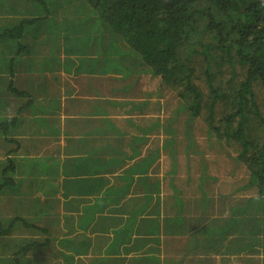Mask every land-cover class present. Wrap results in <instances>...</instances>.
<instances>
[{"label": "trees", "instance_id": "16d2710c", "mask_svg": "<svg viewBox=\"0 0 264 264\" xmlns=\"http://www.w3.org/2000/svg\"><path fill=\"white\" fill-rule=\"evenodd\" d=\"M57 10H61V15ZM60 22L62 25L58 26ZM60 28L66 29L65 35L59 36ZM30 33L35 38H40L38 40L40 45L46 46L50 41L51 46V41L57 42L53 46L57 52L54 54L56 57L52 58V53L50 55V74L47 77L51 80L44 83V86L53 85L58 91L65 81L68 83L69 80L62 69L69 70L68 67L75 63L73 59L78 60V56L72 57V54H77L78 49L81 50L78 46L80 43H89L92 50L100 51L102 48L109 54L112 49H116L122 58L137 55L149 65L153 74L161 75L162 83L170 85L172 79L177 78L175 80L183 85L179 96L186 99L187 103L182 101L171 119L162 124V129L166 133L174 131L172 126L174 122L179 123L180 110H188L190 120L192 115H197L202 108L203 93L199 85L192 80V76H195L203 79L208 89L206 117L208 128L218 136L225 135L239 142L240 149L233 157V164L244 163L247 180L245 186L237 189L250 188L254 194L236 197L237 199L229 198V203H226L222 199L225 196L220 193L221 197L217 201L221 203L222 211L227 210L230 214L223 219L222 224L197 227L198 224L189 225V221L183 217L180 219L178 216H173L168 220L164 219V225L158 223L157 226L155 222L157 217L153 218L154 221L150 223L151 227L148 229L153 236L135 243L146 245L147 240L154 242L145 249L146 253L140 258V264H184L185 262L191 264L192 261H187L188 254H193L194 259V256L200 252L205 254V258L193 260V264H216L211 253L220 254V264H234L229 259L230 255H226L234 249L241 251L260 246L264 250V111L256 104L257 95L264 93V0H0V99L4 98L0 103V149L4 156L0 158V195L15 189V196L10 201L17 208V215L10 221L0 219V234L10 232L13 225L38 227L46 234L45 241L52 242L58 234L55 227L61 221V218L55 214H60L59 207L62 201L55 195L59 190L57 186L61 184L62 193L64 192L63 195L66 196L68 186L78 179L64 177L60 183H54V176L58 174V164L48 155L49 151L42 153L39 160L30 159L27 166L21 164L20 161L27 157L20 156V153L16 156L14 153L25 140L8 137L9 127L13 128L15 124L16 127L17 125L22 127L27 134L33 135V129L38 123L33 114L36 110L40 113L48 112L57 96L51 93L48 106H37L33 104L32 96L28 93L32 86L21 83L24 64H29L27 56L22 57L23 52L30 47L24 37ZM119 39L125 42L128 50L119 48L117 44ZM3 42L10 43L7 44L8 48L12 45L16 47L13 55L10 53L7 56L2 55L5 50L1 46ZM94 55L95 53L92 58L91 54L87 57L88 60L91 58V70L93 66L95 69L99 67ZM197 56L201 57L200 63L203 68L200 74L195 73L196 66L193 65L195 61L197 62L195 59ZM19 61L23 63L21 76L15 74V67ZM62 65L65 67L63 68ZM223 65L230 67L231 76L220 80L224 72ZM55 67L58 71L54 69ZM121 68L123 69L122 65ZM104 69L105 67H102V70ZM183 71L187 73L184 74ZM127 73L130 72L124 71L123 77ZM180 73L184 75L177 76ZM37 74L38 77H45L42 71ZM38 88L41 91L46 87L39 84ZM67 94L70 95L71 91ZM221 99L229 106L222 119H218L223 122L222 125L215 123L214 110L216 102ZM78 100L70 99L69 104H75ZM91 100L86 99L90 102ZM106 100H108L107 96ZM89 114L90 112L87 116ZM94 121L99 122V120ZM106 122L109 123L107 120ZM183 122L187 124V121ZM159 125L157 121L153 122L144 132ZM108 128L112 126L101 127L96 131ZM143 134L135 140L144 139ZM119 136L123 134L120 133ZM169 137L165 140L168 141L165 146L175 141L171 136ZM84 143L83 141L75 143L81 151L76 159L82 161L84 165L96 161L92 167L94 172L107 170L109 166L117 167L125 157V154L123 157L115 155L120 147L114 148L108 143L105 147L113 149L114 154L108 158L90 157V152L97 151L98 148H89L90 151L84 153ZM9 145L15 147L12 149ZM136 152L134 145L132 153L127 157L131 158ZM159 154L156 149L153 154L146 155L139 162L124 168L119 175L122 180L119 184H107L105 187L106 176L92 177L89 180L94 184L91 190L93 191L96 186L100 187L101 191L88 199L89 201L77 198L71 206L74 208L79 205L76 208L77 213H62L67 225L72 226L75 223L84 229L91 225L93 231H103L107 222H104L106 217L102 216L101 210L103 207L112 209L113 207L110 206L118 204L117 215L113 216L115 218L112 222L117 226L106 250L107 253H114L112 252L114 250L116 252L120 245L121 234H124L129 225L120 215L124 204L120 199L121 189L134 181L135 174L146 175V169ZM174 162L178 167V162ZM30 164H33V167ZM22 166L26 167V174L23 176ZM34 166L41 167L42 173L36 172ZM40 174L48 177H35L26 182L28 175ZM199 180L203 188L204 182L206 184L205 178L199 177ZM149 190L148 187L144 194L146 203L152 198ZM37 191H41L42 194L34 195ZM203 195L205 204L207 201L214 203V200L205 196L204 192ZM71 200L73 199L69 201ZM144 204L137 208H150L143 206ZM36 205H42L46 210L34 209L31 220L20 215V212L26 208ZM142 222L149 223L150 217H143ZM241 228L252 236L251 240L244 242L243 245H234V240L241 235L231 236L239 235ZM160 234L162 237H167L162 239ZM224 239L227 244L222 250ZM32 244L34 245V242L27 247ZM26 249L24 247L23 251L17 252L16 255L25 252Z\"/></svg>", "mask_w": 264, "mask_h": 264}, {"label": "rangeland", "instance_id": "374dc122", "mask_svg": "<svg viewBox=\"0 0 264 264\" xmlns=\"http://www.w3.org/2000/svg\"><path fill=\"white\" fill-rule=\"evenodd\" d=\"M57 13L61 15V10H57ZM61 25L62 23L60 22L58 26ZM58 33L59 36H63L66 33V29L60 28ZM117 42L121 50L122 48L128 50V47L123 40L119 39ZM55 43L57 42L51 41L52 58L56 57V55H54L56 51L55 48H53ZM7 44L10 45V43L3 42L1 46L7 47L9 46ZM78 46L82 51L78 49L77 54H72V57L77 55L78 60L73 59L75 63L68 67L69 70L66 71L65 69H62L69 81L67 84H62L60 87L61 92H64L65 89L73 88V95H75L76 99L79 98L77 102L78 104L75 103L70 105L64 103L59 107L60 111H58L57 114L55 112L52 113V119L60 117V127L63 132L65 130V138L88 133L89 135L84 141L85 144L89 145V148H98L97 151L90 152V157L108 158L114 154L113 149L105 147L107 143L114 148L120 147L115 154L122 157L125 154L120 165L114 168H112L113 166H109L107 170L94 172V177L102 175L106 176L107 181L104 183L105 187L107 184H119L122 182L119 175L123 172L124 168H128L132 164L139 162V160L146 155L153 154L156 149H158V153L160 152L159 156L154 159L148 169H146V175L143 174L142 176L141 174H135L133 178L134 181L129 182L126 187L121 189L122 195L120 196V199L124 204L123 211H121L122 214L120 215L128 222L129 225L127 227L133 225V227H135L133 230L126 228L125 232L130 236L132 251H136V253L132 252V255H121L119 261H124L122 264H138L139 262L137 259L133 258H138L139 256L144 255V253H146L145 249L154 243L152 240H147L148 244L146 245L141 244L139 247L135 244L137 242H142L143 239L153 236V234L150 233V230H148L151 227L150 223L154 221L153 218L157 217L158 221L155 220L157 226L158 223L159 225H164V219L168 220L170 219L169 217L173 216H178L180 219L183 217L186 221H189V225L193 226V223H195L198 224L197 227L207 224H222L223 219L230 214L227 210L222 211L223 208L221 209V203L217 201V199L221 197L219 196L220 193L225 196V198L222 199H224L226 203H229V198L237 199L236 197L240 198L244 195L249 196L254 194V191H251L250 188L243 187L237 189V187L245 186L244 184L247 180V171L244 163L239 162L235 165L233 164V157L238 154L240 149L239 142L225 135L222 137L218 136L208 128L206 117L209 97L207 94L208 89L203 79L202 81L200 78L192 76V80L199 85V88H201L203 93L201 98L202 108L199 110V113L194 116L192 115L191 118L189 117V120L188 110H180L179 123L174 122L172 125L174 131H171L168 134V132L166 133L162 129V124L166 123V120L171 119L172 115L177 112V109H179V105H181L182 101H186V99L179 96V92L183 90V85L181 82L178 83V81L175 80L177 78H173L170 85L164 84L162 83L161 75L153 74L149 65L137 55L122 58V56L118 55L116 49H112L110 52L111 54H109L105 53L102 48L100 51L92 50L89 43H80ZM26 53L27 52H25V54ZM94 53V57H96L99 67L98 69H95L93 66V70H91L92 63L90 60ZM90 54L91 58L88 60L87 57ZM4 56H7V54H4ZM34 57L36 62L34 61L35 63L33 65L36 69L43 59V53L37 54ZM200 58L201 57L197 56L195 58L197 62L195 61L193 63V65L196 66V74H200L203 69L200 63ZM121 65L123 66V69L121 68ZM62 67L64 68L65 66L62 65ZM102 67H105V69L102 70ZM54 69L58 71L57 67ZM222 69H224V72L221 75L220 80L227 79L231 76L229 71L230 67L223 65ZM124 71L130 73H127V75L123 77ZM183 73L186 74L187 71H183ZM183 73H180L177 76H183ZM237 76H239V74ZM93 77L94 79H91ZM61 78H63V75ZM81 82H83L82 86ZM38 85V83L34 82L31 87V92H38ZM125 85H127V87H124ZM49 89L52 93L54 92L53 85H50ZM99 95H106L108 100L104 99V97L101 98ZM1 99L4 98L1 97ZM86 99L93 100L90 102L86 101ZM256 104L259 109L262 108L264 111L263 92L262 94L257 95ZM185 106L187 108V104ZM228 108V104L223 102V99L216 102L214 107L215 123L220 125L223 124V122L218 121V119L224 116V113ZM56 110H58V108H56ZM89 112L90 114L87 116ZM94 120H99L101 124ZM106 120L109 122L108 124ZM156 121L160 124L159 127H152L145 133L144 130H146L151 123ZM183 121H187V124H184ZM63 125L66 129L62 128ZM108 125L112 126V128L96 131L101 127H108ZM220 125L219 127H221ZM9 129V133H11L12 136L15 133L19 134L23 131V128L20 126L13 128L9 127ZM62 131H59V135L61 134L63 139ZM120 133H122L123 136H119ZM142 134L145 137L144 139L135 140ZM26 135H28V138L32 136L29 134ZM169 136L175 141L165 146V143L168 142L165 140L170 138ZM28 138L23 143L21 141L22 146L18 147L14 153L16 156L20 153V156L27 157V159L23 158L20 161L21 164L26 166L31 158V156L26 153H33ZM134 145L136 146L137 152L131 158H128L127 155L132 153ZM83 151L84 153H87L90 149L86 148ZM78 152H80V149L76 146L73 149L70 145H59L58 149L53 151L54 155H52V157L55 158L54 161L60 160L57 169L58 172H62L61 170L67 164V167L69 168H66V170L74 171L69 174L74 175L81 173L78 178H82L78 179L77 182H73L71 186H68V195L66 196L63 195L64 192L62 193L63 187L61 184L60 186H57L59 190L55 195L62 199V202H60V213H77V206L74 208L71 206L77 198H80L81 193H85L86 195L87 189H89L88 196L90 198L101 191L100 187L96 186L92 191L91 189L94 184L88 181L92 179V176L87 169H92L96 161H90L88 164L83 165L81 171L80 169L72 168L69 165L71 161L69 159H71L73 155L79 154ZM2 153L3 151L0 149V158L3 156ZM66 158L67 160H65ZM174 161L178 162V167H176ZM30 165L32 166L33 164ZM34 167L36 172L42 173L41 167ZM21 169L23 171L21 175L23 176L26 174V167L22 166ZM172 172H175V174H172ZM27 177H31L30 179H32L35 177L47 178L48 176L40 174L36 176L28 175ZM54 177V183H60L64 178L62 174L55 175ZM199 177L205 178L206 184L204 182L203 188L200 186L201 181L199 180ZM206 177L209 178L206 179ZM50 178L53 179V177ZM144 180H147V182ZM148 187L152 198H149L148 203H146L144 194ZM203 192L205 193V196L211 197L214 200V203L207 201L205 204ZM66 198L67 201H64ZM70 199L73 200L69 201ZM3 203L4 200L2 196H0V219L3 221L8 219V221H10L11 217L13 218L17 214L13 215L11 208L3 207ZM142 204H144L143 206L146 205L150 208H137ZM110 207L113 208L110 209L106 207L105 209L103 207V210H101L103 213L102 216L106 217L104 218V222H107V226L110 227L112 224L116 228L117 225L112 222L117 215L116 209L119 208V206L115 203V205ZM35 208L36 207L26 208L20 212V215L31 220L34 216L33 210ZM55 214L59 217L62 216L61 214L58 215V213ZM113 216L115 217L113 218ZM143 217H150V222L143 223ZM62 220L65 221L64 217H62ZM73 224L75 225V223ZM140 224L141 227H138ZM92 228L93 227L90 225L85 229L80 228V231H73L72 234L68 233L61 238L57 236V239L50 242V245L44 246L45 249H43V245H31L22 255H15V259L12 257L13 260L11 264H17V258L18 260L25 259L19 261L20 264H76L77 260L73 251L75 243L71 238H76V236L82 234L83 230V233L86 235L94 237V241H96L94 249L96 252H101L102 248L104 250L108 244L99 242L104 236L103 231H93ZM240 230L241 232H239V235L231 236L235 237L241 235L234 240V245H243L244 242H249V240H251L252 236L245 233L244 228H241ZM27 232L28 231L23 228H14V230L10 231L7 236H2V239L5 241V244H10L9 246H13L17 250L23 251L22 249L26 244H29L32 241H41L42 237L28 235ZM166 237L167 236H161L162 239H165ZM178 238H180L179 235ZM2 239H0V242H2ZM225 244H227V241L224 239L222 250L224 249ZM21 245L24 246L21 247ZM107 249L108 248H106V250ZM93 254L94 252L85 257L88 264H90L88 258H91ZM111 255H115L116 257V254ZM210 255L213 258V261L215 260L214 263L220 264L219 253H211ZM226 255H230L229 259L234 264H263L264 262V250L260 246L241 251H236V249H234V251ZM187 258L185 259L187 261H192L191 264H193V260L198 261L199 259H204L205 254L200 252L194 256V259L193 254H188ZM116 259L118 260L117 257ZM184 264H188V262H185Z\"/></svg>", "mask_w": 264, "mask_h": 264}, {"label": "crops", "instance_id": "0c3cea01", "mask_svg": "<svg viewBox=\"0 0 264 264\" xmlns=\"http://www.w3.org/2000/svg\"><path fill=\"white\" fill-rule=\"evenodd\" d=\"M24 38H25L24 40L29 43L30 47L27 49L26 54H25V52H23L22 57L24 58L25 56H27L29 64H24V70L22 73V82L21 83L24 85L32 86V84L34 82H36V83L42 85V87H46V88H44L38 92H31V90H29L28 93H30L32 96L33 104H35L37 106H48L49 105L48 103L50 101V94L52 92L48 86H44V83H48V81L51 80L50 78L47 77L50 74V70H49L50 69L49 68L50 67V55H51L50 41H48L46 46H44L43 44L40 45L39 41H38V40H40V38H35V36H33L31 33L27 34ZM4 49L5 50H4V53L2 55L9 54V53L13 55L14 51L16 50V47L14 45H12V47H10V48L4 47ZM41 53H43V59L39 63L37 68L35 69V66L33 64L36 62V59L34 56L37 54H41ZM21 62L22 61H19L15 67V71H16L15 74L17 76L18 75L21 76L20 71H22L21 68L23 67V63H21ZM41 71L43 73H45V77L44 76L38 77L37 72H41ZM63 84H67V82L65 81ZM56 90H57V88L55 87L53 93L57 94V96H56V99L54 101L53 107L50 108V110L48 112L43 111L40 113V112H37V110H36V112L33 114V117L37 118L38 123L36 124V126L33 129L34 134L31 137L28 138V135H26L27 134L26 131H22L23 134L22 133H19V134L15 133L13 136L10 133V135L8 136V137H14L16 140L23 138L26 141L27 138L29 139L30 148H31L33 153L31 152L32 154H30V153H26V154H29L31 156L30 159H38L39 160V158L42 156V153H44L45 151H49L48 155H50L52 157V155H54L53 151L57 150L59 145H61V146L62 145H64V146L70 145V147H72L74 149L75 143H77L79 141L84 142L85 138L89 135L88 133H85V134L75 135V137H66L65 138V135H66V133H64L65 130L63 132L61 127H60V121H61L60 117H58L56 119H52L53 118L52 113L55 112L57 114L58 111H60L59 107H61V105H63L64 103L69 104L70 99L76 100V98H75V95H73V91H74L73 88L65 89L64 92H61L60 88L58 91H56ZM68 91H71L70 95L67 94ZM99 96L101 98L104 97V99H106V95H99ZM3 100L4 99H0V102H3ZM56 108H58V110H56ZM24 116H26V115H24ZM14 127H16V124ZM17 127H19V126L17 125ZM62 128L66 129V127L64 125ZM59 131L63 132V134H62L63 139L61 137V134L59 135ZM9 146L12 149L15 147V145H9ZM86 148L89 149V145H86L84 143V149H86ZM78 153L80 154L81 151ZM79 154L73 155L72 158L69 159V160H71L69 165L72 168L80 169V171H81L84 164H82V161L79 162L76 159V157ZM33 155H35V156H33ZM52 158L55 159L54 157H52ZM65 160H67V158ZM65 160H63V161H65ZM56 162H57V164H59L60 160H58V161L56 160ZM67 166L68 165L66 164V166L63 167V169L61 170L62 172H58V170H57L58 174H62L63 177H66L67 179H71V178L82 179V178H78V176L81 175V173L74 174V175L69 174V173H73L74 171L73 170H66V168H69ZM58 167L59 166L57 165V169H58ZM87 171L90 173V175L92 177H94L93 168L87 169ZM95 174H98V173H95ZM25 178L23 180H25ZM30 178L31 177H29V178L27 177L26 182L27 181L29 182ZM37 192H39V191H37ZM37 192L34 195L42 194L41 191L39 193H37ZM88 195H89L88 192H86V195H85V193H81L80 198L85 199V201H86V200L90 199V197ZM0 196H2V198L4 200L3 207L11 208L13 215L15 214V212L17 214V208L10 201L15 196V189L10 190L9 192H4ZM60 199H61V197H60ZM64 201H67V198ZM35 207H36L35 209L46 210V208H44L42 205H40V206L36 205ZM78 207H79V205L77 206V208ZM66 211H69V210H66ZM60 212H61V205H60ZM62 213H60V214L62 215ZM64 213L68 214L69 212L68 213L64 212ZM62 217L63 216L60 217L61 221L58 222L59 225H57L55 227V229L57 230V233H58L57 234L58 237L61 238L64 235H67L68 233L72 234L73 231H78V230L80 231V228H82V227H78L76 224L75 225L73 224L72 226H68L67 222H66L67 220L64 217L65 221H63ZM11 219H12V217H11ZM40 223H42V222H40ZM13 226L14 227L11 228V231L14 230V228L16 229L19 227V228L26 229L28 231L27 232L28 235L35 236V237L42 236L41 241H38V242L32 241V242H34V245H43V249H45L44 248L45 245H50V242L45 241L46 234L43 231H41L40 228L31 227V226L27 227V226H22V225L21 226L13 225ZM133 226L128 227V229L129 230L135 229V227H133ZM138 227H140V226L138 225ZM113 230H115V227L112 224L110 225V227L107 226V224H106L105 228L103 230L104 236L102 237V239L99 240V242L109 243L111 241V238H113V234H114ZM83 231H82V234L78 233L79 236H76V238H73V237L71 238V240H73L75 243L74 244L75 248L73 251H74V256L77 260L76 264H77V262H78V264H88L87 261L85 260L86 259L85 257L87 255H90L92 252H94V254L91 256V258L90 257L88 258L90 261V264H122L124 261L123 262L119 261V257L121 255L125 256L127 254L132 255V252L136 253V251H132L133 249L131 247L132 244L130 241V236L125 231H124L123 235L121 234L120 245H119L118 250L116 252H115V250L112 251L114 253H107L106 252V248H107L108 244L106 245L104 250L102 248L101 252L100 251L96 252L94 249V247L96 246V241H94L95 240L94 237H91V235H86L85 233H83ZM8 233L9 232H7V234ZM7 234H0V239L3 238L2 236H7ZM9 245L10 244H5V241L3 239H2V242H0V264H11V262L13 260L12 257L15 259L16 258L15 255L17 254V252H19V250H17L13 246H9ZM27 245L28 244H26L24 247L28 248ZM23 246L21 245V247H23ZM32 246H33V244H32ZM138 246L140 247V244H138ZM44 252H45V250H44ZM22 254H23V252L20 253L19 255H22ZM111 254H116V257L118 258V260L116 259L115 255H111ZM141 257H143V255L139 256L138 258H133V259H137V261L139 262L138 264H140L141 263V259H140ZM22 260H25V259L18 260V258H17L16 263L20 264L19 261H22ZM144 262L145 261L143 260L142 263H144Z\"/></svg>", "mask_w": 264, "mask_h": 264}]
</instances>
